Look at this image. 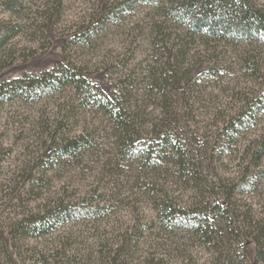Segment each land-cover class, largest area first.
Returning <instances> with one entry per match:
<instances>
[{"label": "rangeland", "instance_id": "rangeland-1", "mask_svg": "<svg viewBox=\"0 0 264 264\" xmlns=\"http://www.w3.org/2000/svg\"><path fill=\"white\" fill-rule=\"evenodd\" d=\"M25 1L23 30L0 39V84L61 62L120 120L70 84L0 102V231L56 203L75 209L20 238L23 257L264 264V240H252L264 224L261 42L192 34L164 14L177 0H62L55 23L44 18L53 1ZM78 136L87 142L59 155ZM198 213L204 226L192 225Z\"/></svg>", "mask_w": 264, "mask_h": 264}, {"label": "trees", "instance_id": "trees-1", "mask_svg": "<svg viewBox=\"0 0 264 264\" xmlns=\"http://www.w3.org/2000/svg\"><path fill=\"white\" fill-rule=\"evenodd\" d=\"M50 1H53V4L48 9H45L46 14L44 18L46 22L54 21L55 23V19L59 17L62 0H47L48 4ZM25 2V0H0V6L3 7V12L6 13V18L3 19V25L0 28V39L2 37L6 39L9 34L23 30V27L20 26L21 24L17 25L15 22L21 12L26 8ZM164 12V14H167L177 21V23L186 24L192 34L205 32L227 41H236L240 38H255L261 42L260 45L264 48V5L260 4L258 0H177L172 1L170 7H164ZM2 32L4 35H1ZM3 41H0V46ZM62 66L60 62L40 77L26 75L1 83L0 102L6 96L15 94V91L18 89L23 92L29 89L30 93L33 88L39 87L38 89L41 92L43 87L40 84H44L47 89L59 88L65 84H70L78 94H83L82 101L97 105L102 104L110 112L112 109H115V106L111 102H103L104 99L96 97L93 92L87 89L84 84L86 82L80 79L75 73H72L70 68H63ZM8 85L12 87L10 88ZM4 86H6L5 89L8 88L7 91L4 90ZM113 110L111 114L117 118L119 111ZM117 119L120 120V117ZM80 137L66 139V142L60 146L59 155L75 153L78 148L87 142ZM164 140V142H170L168 139ZM231 190H228L229 192L226 193V196L231 194ZM53 207L55 209L42 211L39 215H25V217H22L16 222V227L13 229L0 231V264H74L68 261L65 253L59 251H56V255H54L51 261H48L47 258L37 260L36 257L27 260L22 255L21 246L19 245L20 238L23 236L27 238H39L46 232L51 231L58 223L72 219L75 209H69L66 205L62 207L61 203H56ZM235 214L238 218L241 217L240 214L236 212ZM168 215L170 213L166 214L167 217ZM183 215L184 211L181 212L180 216L184 218ZM170 220H172V217ZM206 222L205 215L198 213L192 220V225L204 226ZM259 230L257 231V235H254L252 239L257 248L261 246V241L264 240V224L259 226ZM58 257L62 259L57 260Z\"/></svg>", "mask_w": 264, "mask_h": 264}]
</instances>
